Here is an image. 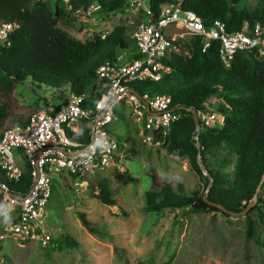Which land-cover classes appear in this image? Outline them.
Listing matches in <instances>:
<instances>
[{"label":"trees","instance_id":"1","mask_svg":"<svg viewBox=\"0 0 264 264\" xmlns=\"http://www.w3.org/2000/svg\"><path fill=\"white\" fill-rule=\"evenodd\" d=\"M146 1L158 17L162 6L177 0ZM249 1L188 0L185 8L199 15L207 27L216 21L223 23L228 33L242 30L246 22L252 27L258 23L264 30V0H256L258 4L254 7L247 4ZM94 4L101 7L97 13L107 15L129 7L131 0H69V13L64 10V3L57 0H0V21L19 24L11 44L0 43V137L5 124L25 126L29 115L42 108L40 105L31 110L21 104L14 95L18 84L30 80L39 89L41 85L57 90L67 88V96L85 95V106H93L107 89L105 81L98 77V69L106 62L116 61L122 52L127 51L129 58L137 50L129 46L123 29H116L105 39L101 34H93L81 41L59 27L75 11L87 10ZM133 43L136 45L134 39ZM172 44L176 51L162 59L170 71H164L158 82L146 81L130 87L140 94L171 97V108L181 118L165 132L153 133L152 142L163 144L171 156L187 158L191 168L204 180V186L202 191L188 192L182 184L175 188L153 174L145 194L146 210L157 214L183 209L190 213L216 212L231 218L204 201L210 180L203 174L200 163L214 180L208 193L210 202L241 212L255 197L264 175V60L258 58L256 50L242 51L226 67L219 55L220 42H214L204 52L201 38L192 36L186 43L185 54L180 43L175 40ZM214 98L219 102L217 113L225 117V123L221 127L200 124L198 134L192 114L183 108L200 112ZM66 134L72 142L84 146L90 141L89 124L84 122L78 133L68 129ZM115 139L119 148L127 142ZM62 177L66 180L65 175ZM72 178L79 180L77 175ZM31 179L32 168L25 163L23 179L13 184V192L25 194ZM98 188L97 198L105 205H114L108 181H99ZM263 189L264 182L256 206L246 216L248 232L253 237L257 228L264 231ZM80 216L88 225L85 215ZM257 242L260 244L259 238ZM76 246L71 237L53 233L44 250L50 255L55 250ZM164 264H175L174 256Z\"/></svg>","mask_w":264,"mask_h":264},{"label":"rangeland","instance_id":"2","mask_svg":"<svg viewBox=\"0 0 264 264\" xmlns=\"http://www.w3.org/2000/svg\"><path fill=\"white\" fill-rule=\"evenodd\" d=\"M247 4L254 7L258 2L250 0ZM63 8L70 12L66 6ZM148 8L145 1L143 7L129 6L107 15H73L59 27L81 41L93 34L107 37L116 29H123L129 46L136 50L133 35L141 21H148ZM165 33L175 37L184 47L183 53H187L190 34L175 26L166 28ZM40 87L28 80L16 86L14 95L31 110L45 100L61 103L67 97V88ZM212 108L218 112L219 102ZM119 111L110 130L113 138L127 142L118 150L116 166L96 172L82 185H77L68 173H64L66 180L54 175L47 226L52 233L71 237L76 248L55 250L48 255L36 241L23 244L8 239L0 245V258L7 264H164L173 255L175 264H264V231L257 228V234L250 236L246 217L226 218L216 212L190 213L184 209L160 214L146 210L145 194L153 174L175 188L182 184L188 192L202 191L204 180L187 158L171 156L163 144L145 140L130 106ZM6 126L9 124L3 130ZM15 159L25 169L21 151H15ZM105 179L115 201L112 206L97 198L99 181ZM80 214L85 215L88 225Z\"/></svg>","mask_w":264,"mask_h":264},{"label":"built area","instance_id":"3","mask_svg":"<svg viewBox=\"0 0 264 264\" xmlns=\"http://www.w3.org/2000/svg\"><path fill=\"white\" fill-rule=\"evenodd\" d=\"M34 2L43 0H32ZM70 10L69 0H57ZM146 0H131L130 6H141ZM188 0H177L162 6L158 17L148 8V21H141L133 39L137 50L132 57L119 56L114 62H106L98 71L99 79L105 81L106 91L93 106H85V95H69L63 102L47 100L42 108L31 113L25 126H6L0 137V245L8 239L19 243L36 241L47 247L53 234L47 226L48 205L53 193L54 175L68 173L77 175L76 184H85L96 172L116 166L119 143L113 138L110 125L115 121L116 108L125 103L130 106L136 122L140 124L145 140L152 142L153 133L166 129L181 118L171 108L172 99L167 94L138 96L130 85L146 81L158 82L163 72L168 73L162 59L176 51L172 41L176 39L165 33L175 26L190 36L200 37L203 51L214 42H220L219 55L226 67H230L237 53L256 50L264 60V30L260 24L253 27L245 23L242 30L228 33L226 26L216 21L207 27L202 18L192 10H186ZM101 10L91 5L87 10H77L75 16L92 17ZM16 22L0 21V43L8 46L15 31ZM105 39L106 34H101ZM134 55L139 57L135 58ZM136 91V90H135ZM218 99L205 104L198 112L200 124L223 126L225 117L213 110ZM84 122H91L90 141L81 146L67 137V130L80 132ZM149 134L146 135L145 132ZM21 151L24 163L32 168V179L25 194L13 192V184L20 183L24 169L15 159V151ZM65 182V181H64ZM0 264H7L0 258Z\"/></svg>","mask_w":264,"mask_h":264},{"label":"water","instance_id":"4","mask_svg":"<svg viewBox=\"0 0 264 264\" xmlns=\"http://www.w3.org/2000/svg\"><path fill=\"white\" fill-rule=\"evenodd\" d=\"M134 93H136L138 96H140L137 91L133 90ZM184 110H187L188 112H190L193 116V119L195 121V125L197 127V131H198V134L200 133V120H199V116H198V112L195 110V109H185L183 108ZM89 128L91 129L92 128V123L89 122ZM198 139V136L196 137ZM196 146L200 149V145L199 143L197 142L196 143ZM200 167L203 171V174L208 177V179L210 180V183L208 185V189L206 190V194L204 196V201L208 204H210L211 206L217 208L219 211H221L222 213L226 214V215H229L231 217H246L248 215V213L251 211V209L253 207L256 206L257 202H258V198H257V195L260 193L261 191V187L263 185V182H264V175L262 177V181L261 183L259 184L258 186V189H257V192H256V195L255 197L253 198V200L248 204V206L241 212H233V211H230L228 210L225 206L221 205V204H218V203H213V202H210L209 199H208V193H209V189L213 186L214 184V180L212 178V176L210 174H208L207 170L204 168L203 164L200 163Z\"/></svg>","mask_w":264,"mask_h":264},{"label":"crops","instance_id":"5","mask_svg":"<svg viewBox=\"0 0 264 264\" xmlns=\"http://www.w3.org/2000/svg\"><path fill=\"white\" fill-rule=\"evenodd\" d=\"M173 38H175V37H173ZM125 105H127V104L122 103V104H120V105L117 106V108H116L115 119H117V118L120 116L121 111H119V108H121V107H123V106H125ZM127 106H129V105H127Z\"/></svg>","mask_w":264,"mask_h":264}]
</instances>
